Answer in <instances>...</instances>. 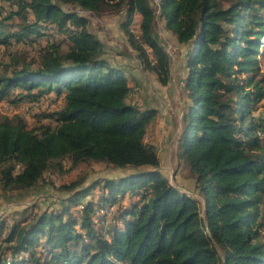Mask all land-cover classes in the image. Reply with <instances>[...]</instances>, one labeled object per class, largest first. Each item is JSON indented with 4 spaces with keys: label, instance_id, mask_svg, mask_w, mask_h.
<instances>
[{
    "label": "trees",
    "instance_id": "16d2710c",
    "mask_svg": "<svg viewBox=\"0 0 264 264\" xmlns=\"http://www.w3.org/2000/svg\"><path fill=\"white\" fill-rule=\"evenodd\" d=\"M2 2L16 9L5 14ZM105 8L126 14L130 49L163 86L171 61L156 21L186 48L177 156L203 205L164 177L147 136L158 111L133 101L135 70L110 60L79 13ZM46 27L66 33L68 49L12 58L0 73V102L53 94L63 105L47 116L52 125L38 129L0 111L2 190H33L46 174L67 172V163L133 172L90 188L64 185L69 195L58 197L59 208H39L32 218L25 211L0 218V264H264V115L254 116L264 99V0H0V45L43 37ZM96 188L97 203L85 202Z\"/></svg>",
    "mask_w": 264,
    "mask_h": 264
},
{
    "label": "rangeland",
    "instance_id": "374dc122",
    "mask_svg": "<svg viewBox=\"0 0 264 264\" xmlns=\"http://www.w3.org/2000/svg\"><path fill=\"white\" fill-rule=\"evenodd\" d=\"M1 6L5 14L12 9H16L15 6L5 2H2ZM79 13L88 18L90 22L89 31L97 35L107 46L106 50L110 60L114 64L121 63L124 67L135 70L134 74L138 75V79L141 81L138 85L132 79H129L132 88L130 97L133 101H136L137 105L139 104L144 110L156 109L158 111L157 116L147 128V136L148 140H153L156 145L157 157L160 161L159 169L162 170L164 177L169 180L171 186L186 193L197 200L200 205H203V198L198 196L195 191V181L189 175L187 165L177 156L178 142L182 134V127H184L183 111L188 103L183 86L187 76L185 70L186 48L178 42L173 34L165 29V24L162 21H156L155 31L160 35L161 45L165 52L169 54L171 61L169 84L163 86L156 75L144 69L137 52L130 49L127 37L121 28L126 20L124 12L114 13L110 8H105L98 15H91L83 11H79ZM139 25L140 18L136 16L131 26L134 34L139 32ZM33 39L29 42L20 43L12 40L11 45H0V73L8 70L7 68L10 70L12 58L14 57L33 61L37 59L43 49L62 45V49L66 50L69 45L66 33L48 27L43 31V37ZM262 52L259 63L261 72L264 74V50ZM119 53H122L125 57L118 55ZM151 59L154 60V56L151 55ZM15 91V93H18L21 92V89ZM62 105L63 100L51 94L40 98L36 102L25 100L16 105L3 101L0 102V111L8 116L21 115L26 119L30 129H38L51 124L52 121L47 119V116ZM257 107L258 110L254 112V116L260 118L264 115V99ZM69 168L70 164L67 163V172L63 174H46L38 187L33 190L5 192L0 186V218H7L8 213H14L15 211H25L24 215L32 218L39 208L42 210L48 207H52V209L59 208L58 197L64 198L69 195L68 191L61 190L64 185L72 186L74 183H80L83 188H90L95 183L104 180V177L115 178L133 172L132 169H115L104 164H83L78 168ZM140 169L152 171L151 168L147 167ZM100 191V188H96L88 197L84 198V201L93 200L97 203ZM125 198L121 202L126 203L125 206H129L132 201L129 193ZM135 200L137 201V199ZM72 208L76 210L75 206ZM113 209L114 207L109 208L108 212ZM15 217L22 219L23 215ZM262 232H264V228Z\"/></svg>",
    "mask_w": 264,
    "mask_h": 264
},
{
    "label": "crops",
    "instance_id": "0c3cea01",
    "mask_svg": "<svg viewBox=\"0 0 264 264\" xmlns=\"http://www.w3.org/2000/svg\"><path fill=\"white\" fill-rule=\"evenodd\" d=\"M151 141H153V140H151ZM154 145H155V143H154ZM156 146V145H155Z\"/></svg>",
    "mask_w": 264,
    "mask_h": 264
}]
</instances>
